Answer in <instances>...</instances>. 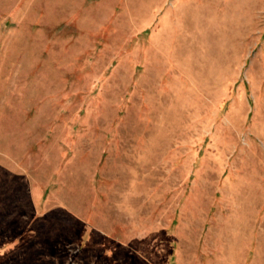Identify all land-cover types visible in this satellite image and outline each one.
Listing matches in <instances>:
<instances>
[{
    "label": "rangeland",
    "instance_id": "obj_1",
    "mask_svg": "<svg viewBox=\"0 0 264 264\" xmlns=\"http://www.w3.org/2000/svg\"><path fill=\"white\" fill-rule=\"evenodd\" d=\"M0 264H264V0H0Z\"/></svg>",
    "mask_w": 264,
    "mask_h": 264
}]
</instances>
